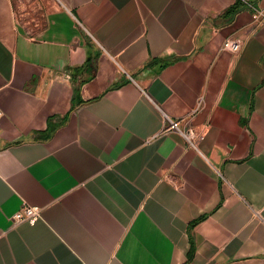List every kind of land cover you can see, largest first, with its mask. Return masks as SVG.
I'll list each match as a JSON object with an SVG mask.
<instances>
[{
  "label": "crops",
  "instance_id": "0c3cea01",
  "mask_svg": "<svg viewBox=\"0 0 264 264\" xmlns=\"http://www.w3.org/2000/svg\"><path fill=\"white\" fill-rule=\"evenodd\" d=\"M256 12L0 0V264H264ZM165 118L203 135L197 150ZM22 205L34 225L12 223Z\"/></svg>",
  "mask_w": 264,
  "mask_h": 264
},
{
  "label": "built area",
  "instance_id": "2783aa9c",
  "mask_svg": "<svg viewBox=\"0 0 264 264\" xmlns=\"http://www.w3.org/2000/svg\"><path fill=\"white\" fill-rule=\"evenodd\" d=\"M255 21L264 22V13L256 12L252 17ZM222 49L232 54H236L240 50V44L237 41L226 39L222 43ZM2 112L0 110V117ZM167 125V130L177 131L184 141L193 149L197 150V144L203 140V135L196 133L193 129H186L185 131H180L179 124L174 121H170L165 118ZM40 209L34 206L22 205L16 212L11 216V221L13 224L27 223L29 225H34L40 218Z\"/></svg>",
  "mask_w": 264,
  "mask_h": 264
},
{
  "label": "trees",
  "instance_id": "16d2710c",
  "mask_svg": "<svg viewBox=\"0 0 264 264\" xmlns=\"http://www.w3.org/2000/svg\"><path fill=\"white\" fill-rule=\"evenodd\" d=\"M238 9V4L233 5L232 7L228 8L223 14L224 16H231L233 15ZM202 219H204V216L199 217L198 219H195L194 221H192L188 228L191 229L195 224H197L199 221H201ZM192 253H193V249L191 248L190 251L188 252V258L187 261H189L192 257Z\"/></svg>",
  "mask_w": 264,
  "mask_h": 264
}]
</instances>
